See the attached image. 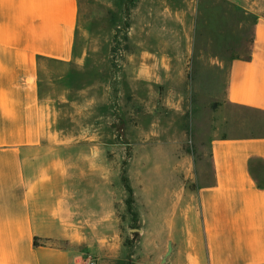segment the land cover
<instances>
[{
	"label": "crops",
	"instance_id": "crops-1",
	"mask_svg": "<svg viewBox=\"0 0 264 264\" xmlns=\"http://www.w3.org/2000/svg\"><path fill=\"white\" fill-rule=\"evenodd\" d=\"M165 9L167 31L170 20L196 15ZM242 9L251 27L238 47L228 46L223 101L264 114V4ZM80 21L81 0H0V264H84L88 255L119 264L118 211L127 192L113 181L121 177L118 162L101 142L72 144L47 131L41 102V66L73 61ZM182 43L191 53L192 39ZM207 142L211 180L202 183L177 148L173 188L160 182V204L169 206L160 222L161 264H264V135L214 134ZM155 178L145 171L133 187L137 204L138 191L154 195Z\"/></svg>",
	"mask_w": 264,
	"mask_h": 264
},
{
	"label": "rangeland",
	"instance_id": "rangeland-1",
	"mask_svg": "<svg viewBox=\"0 0 264 264\" xmlns=\"http://www.w3.org/2000/svg\"><path fill=\"white\" fill-rule=\"evenodd\" d=\"M255 3L264 0H81L73 61L42 64L47 131L71 137L72 144L101 142L121 171L116 188H125V178L136 187L145 171L157 177L153 199L137 190L144 197L137 204L134 193L132 212L128 193L120 205L119 264H161L160 222L169 206L160 204V182L173 188L177 148L204 183L212 179L210 135H264V114L223 101L228 46L246 39L251 21L242 8ZM165 5L186 15L196 11L195 18L170 20L167 31L160 18ZM89 134L101 141H85Z\"/></svg>",
	"mask_w": 264,
	"mask_h": 264
},
{
	"label": "trees",
	"instance_id": "trees-1",
	"mask_svg": "<svg viewBox=\"0 0 264 264\" xmlns=\"http://www.w3.org/2000/svg\"><path fill=\"white\" fill-rule=\"evenodd\" d=\"M123 183H124L126 192L128 193V198L126 200V205L128 207L129 212H132V209H133V207L135 205L134 190L130 186V183H129L127 178H125L123 180ZM136 221H137V219H136ZM134 229H136V228H132L133 231L140 232V230H134Z\"/></svg>",
	"mask_w": 264,
	"mask_h": 264
},
{
	"label": "built area",
	"instance_id": "built-area-1",
	"mask_svg": "<svg viewBox=\"0 0 264 264\" xmlns=\"http://www.w3.org/2000/svg\"><path fill=\"white\" fill-rule=\"evenodd\" d=\"M84 264H97V261L91 255H88Z\"/></svg>",
	"mask_w": 264,
	"mask_h": 264
},
{
	"label": "water",
	"instance_id": "water-1",
	"mask_svg": "<svg viewBox=\"0 0 264 264\" xmlns=\"http://www.w3.org/2000/svg\"><path fill=\"white\" fill-rule=\"evenodd\" d=\"M171 252H172V247L170 246V247H169V252H168L167 256H169V255L171 254ZM164 261H165V260H164Z\"/></svg>",
	"mask_w": 264,
	"mask_h": 264
}]
</instances>
